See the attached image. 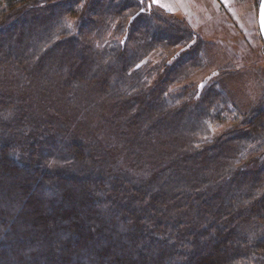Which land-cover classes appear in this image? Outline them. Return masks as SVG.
<instances>
[{
	"label": "trees",
	"instance_id": "obj_1",
	"mask_svg": "<svg viewBox=\"0 0 264 264\" xmlns=\"http://www.w3.org/2000/svg\"><path fill=\"white\" fill-rule=\"evenodd\" d=\"M51 1L0 0V6L3 15H19L18 22L26 25L36 14L50 11L51 16L59 7L75 3L47 6ZM44 28L47 33L26 28L20 39L10 34L7 50L1 51L0 44V104L8 107L17 100L20 108L16 113L9 108L0 111L5 121L14 115L12 121L0 119V264H264V239H253L241 226L256 215L264 220V201L245 206L232 199L231 213L220 186H198L211 165L222 164V150L230 146L220 136L211 148H194L198 141L191 133L204 129L202 120L209 108L203 106L205 110L194 116L193 129L175 138L170 134L186 109L152 113L155 106L163 110L166 84L157 83L155 95L146 94V84L131 69L150 47L148 32L140 31V26L142 43L131 51H117L112 57L118 63L107 65L100 47L66 38L54 42L56 30ZM170 32L154 38L158 42ZM26 53L28 65L19 66V55ZM189 53L172 73L195 60ZM58 54L83 65L78 61L74 67L73 61L70 66ZM189 71H181L179 78H186ZM209 91L206 104L218 98L214 89ZM73 102L74 109L67 105ZM50 109L52 118L66 123L62 130L52 129L54 137L41 129L43 120L38 118ZM145 111L146 118H141ZM150 118L163 132V141L145 130ZM11 123L19 132L3 138ZM240 127L238 136L264 137V108L250 112ZM106 140L117 150L104 148ZM136 149L147 151L149 157L135 158ZM209 150L218 151L217 159L209 157ZM125 156L130 157L124 162ZM82 162L80 174L69 173L71 166ZM214 182L216 178L210 183Z\"/></svg>",
	"mask_w": 264,
	"mask_h": 264
},
{
	"label": "rangeland",
	"instance_id": "obj_2",
	"mask_svg": "<svg viewBox=\"0 0 264 264\" xmlns=\"http://www.w3.org/2000/svg\"><path fill=\"white\" fill-rule=\"evenodd\" d=\"M55 2L75 3L69 4L65 9L62 6L59 7L56 10L57 13L51 16L50 11L36 14L35 18L33 15L34 20L26 25H23L25 21L18 22L19 15L4 14V16L2 12L4 6H0V36L5 35L0 42L3 47L1 51L8 49L6 42L11 37L10 34L20 39L24 35L23 30L26 32L29 28H36L37 32L47 33L45 25L49 28L52 26L53 30H56V33L52 35L54 42L62 38L75 40L80 44L89 41L94 47H100L104 51L100 54L105 57L104 63L115 65L114 63L116 61L118 63L119 59L112 56H115L117 51L124 48L131 51L134 45L142 43L139 42L142 35L140 36L137 30L140 26L143 27L140 31L148 32L150 39L147 43L150 47L145 55L136 60L131 69L136 70L137 76L141 77V82L146 84V94L155 95L157 83L165 82L166 84L163 92L165 99L163 110L162 107L159 109L155 106L152 107L153 112H151L158 116L156 114L160 111L172 110L175 113L186 109L184 119L170 134L175 138L179 135L184 136V131L193 129L198 112L205 110L203 106L208 107V117L202 120L204 129L191 133V137H197L198 141L194 148L199 147L197 145L200 147L206 145L211 148L220 136L225 137L230 145L222 150V164L211 165L208 172L201 176L202 183L198 186L205 184H208L205 186H220L225 191V204L231 207V213L235 212L232 199L245 206L251 205L254 201L258 203L264 201V137L248 140V137L236 134L238 131H243L240 121L245 116L255 109L264 108V44L258 27V10L261 0H158V3H153V0H52L46 5L51 6ZM62 10L65 11L64 14ZM28 13V11L25 12L26 18L30 14ZM144 21L148 24L146 30ZM169 31H171L170 36L167 38H161L158 42L155 40L154 37ZM172 39L177 42H173ZM151 40L154 41L153 44ZM29 42L34 44L35 40H29ZM16 47L21 48V44ZM188 52L192 53L190 58L196 57L195 60L188 63L189 66L184 63L182 69L178 73L175 72L177 75L172 73L186 60L184 55ZM47 53H50V50ZM59 57L65 60L68 58L67 55ZM28 58L27 53L25 57L19 55V66L28 65ZM68 60L66 61L70 66L73 61L74 67L78 61L79 66L83 65L82 61L75 58L73 60L70 57ZM187 70H190V74L186 78H179V73L183 71L187 74ZM210 89L217 92L218 98L214 103L206 104L205 99L209 97ZM18 103L19 101L14 100L8 107L0 104V111L3 112L6 110L4 108H9L16 113L20 110ZM67 105L72 109L77 106L75 102ZM63 109L67 111L66 107ZM157 109L159 110L156 111ZM118 111L119 108L116 112ZM146 114L147 111L142 112L141 118H146ZM13 116L5 121V114L0 112V119L4 122L14 120ZM52 116L53 111L50 109L47 112L42 111L38 118L43 120L44 127L40 126L41 129H45L48 135L54 137L52 129L62 130L66 123L65 119L57 120ZM215 116L218 118L214 121ZM62 117L66 116L62 115ZM148 121L149 125L145 130L150 133L153 131L163 141V132L153 127L152 118ZM15 125L11 123L9 126L11 130L5 131L2 134L3 138L19 132L15 130ZM99 128L102 129L101 126ZM199 133L202 135H195ZM106 135L105 139L109 138H106ZM35 141L33 139L30 142ZM102 145L104 148L108 146L109 150L111 148L117 150L114 142L106 140ZM49 147L48 145L47 148ZM7 152L11 156V151ZM142 153L136 149L134 157L141 161L149 157L147 151ZM208 153L210 158L213 156L216 158L218 151L209 150ZM118 154L121 156L123 152ZM149 154L153 153L149 152ZM129 157L125 156L124 162ZM24 161L27 162V159ZM121 163L119 162L118 166H122ZM82 164L84 163H75L71 166V170L69 169L71 171L69 173L80 174L79 172L83 170ZM60 165L57 163L56 166ZM214 178L218 183L211 184ZM247 214L249 215V212L245 213ZM261 214L264 215V211ZM234 217L241 220L244 218L239 214ZM241 226L248 235L253 236V239H264V220L262 218L257 220V215L255 218L242 221Z\"/></svg>",
	"mask_w": 264,
	"mask_h": 264
},
{
	"label": "water",
	"instance_id": "obj_3",
	"mask_svg": "<svg viewBox=\"0 0 264 264\" xmlns=\"http://www.w3.org/2000/svg\"><path fill=\"white\" fill-rule=\"evenodd\" d=\"M258 27L264 44V0H261L259 4Z\"/></svg>",
	"mask_w": 264,
	"mask_h": 264
},
{
	"label": "snow or ice",
	"instance_id": "obj_4",
	"mask_svg": "<svg viewBox=\"0 0 264 264\" xmlns=\"http://www.w3.org/2000/svg\"><path fill=\"white\" fill-rule=\"evenodd\" d=\"M153 3H158V0H153ZM69 27H70V25H69Z\"/></svg>",
	"mask_w": 264,
	"mask_h": 264
}]
</instances>
